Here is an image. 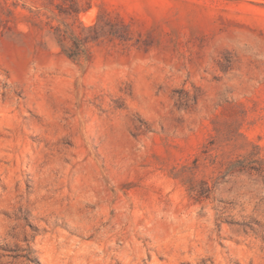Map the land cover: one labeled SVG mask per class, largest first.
Returning a JSON list of instances; mask_svg holds the SVG:
<instances>
[{
	"label": "clouds",
	"instance_id": "obj_1",
	"mask_svg": "<svg viewBox=\"0 0 264 264\" xmlns=\"http://www.w3.org/2000/svg\"><path fill=\"white\" fill-rule=\"evenodd\" d=\"M0 264H264V0H0Z\"/></svg>",
	"mask_w": 264,
	"mask_h": 264
}]
</instances>
